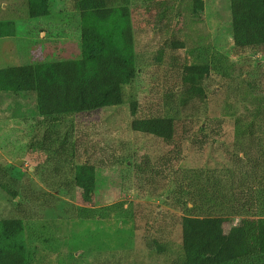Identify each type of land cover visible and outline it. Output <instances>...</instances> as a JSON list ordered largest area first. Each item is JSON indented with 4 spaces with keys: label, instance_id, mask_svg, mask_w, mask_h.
Instances as JSON below:
<instances>
[{
    "label": "rangeland",
    "instance_id": "obj_1",
    "mask_svg": "<svg viewBox=\"0 0 264 264\" xmlns=\"http://www.w3.org/2000/svg\"><path fill=\"white\" fill-rule=\"evenodd\" d=\"M76 1L0 0V70L96 58L101 48L82 42L87 25L121 44L126 22L83 19ZM129 16L137 77L125 87L124 105L49 118L38 114L33 94L0 82V174L14 185L16 173L20 188L58 197L27 223L16 206L24 200L0 186V250L22 247L29 264H172L181 255L182 216H223L233 219L228 229L255 217L264 253V55L233 48L230 0H131ZM192 65L210 69L194 90L183 84ZM154 116L186 125L192 140L173 175L149 186L135 157L157 162L168 147L131 126ZM217 125L219 140L196 149L201 131ZM73 143L89 155L77 164L95 176L89 203L78 190L53 192L43 178L59 164L51 155L69 153ZM8 220L25 224L21 235L5 236ZM162 228L175 247L165 256L154 242Z\"/></svg>",
    "mask_w": 264,
    "mask_h": 264
},
{
    "label": "trees",
    "instance_id": "obj_2",
    "mask_svg": "<svg viewBox=\"0 0 264 264\" xmlns=\"http://www.w3.org/2000/svg\"><path fill=\"white\" fill-rule=\"evenodd\" d=\"M230 3L233 48L250 49L254 54L264 55V0H230ZM28 5L35 12L37 5L34 6L31 1ZM130 6L131 0H77L76 8L83 19L93 18L99 23L126 22L120 32L121 44L112 42L97 28L87 25L81 30L82 42L85 46L101 48L96 58L4 68L0 70L1 84L16 93L33 94L38 114L49 118L67 114L78 116L124 105L125 87L137 77ZM209 74L208 66H187L183 71V84L190 85V89L194 90ZM131 127L133 132L152 136L168 147L157 162L149 156L136 155L134 167L140 182L152 186L157 178L165 181L168 173L173 175L176 163L183 159L184 143L192 140L188 127L183 124L179 126L175 119L163 116L134 119ZM221 132L220 125L203 129L199 140L193 143L194 147L203 150L211 141L219 140ZM75 144L69 153L51 155L59 164H55L52 173H49L50 170L44 173L43 178L53 192L60 189L68 193L78 190L83 200L89 203L94 194L95 176L88 173L87 163L77 164L81 157L89 155L85 149L82 155ZM39 171L38 168L36 172ZM7 175L0 174L3 178L0 186L14 200L19 197L24 200L16 206L27 223L38 220L42 210L53 207L58 201L53 194L20 188L17 186L20 176L16 173L10 175L12 185L4 179ZM232 223L231 217L182 216L178 227L182 230L181 255L172 264H264L258 220L255 217H241L236 226L228 229ZM24 229L25 224L21 220L3 222L7 238L21 235ZM161 230L163 234L154 237L158 251L150 249L164 256L174 253L171 231H167V228ZM0 264L29 263L24 248L15 247L0 250Z\"/></svg>",
    "mask_w": 264,
    "mask_h": 264
},
{
    "label": "water",
    "instance_id": "obj_3",
    "mask_svg": "<svg viewBox=\"0 0 264 264\" xmlns=\"http://www.w3.org/2000/svg\"><path fill=\"white\" fill-rule=\"evenodd\" d=\"M22 161H17L16 162V165H21L22 163H21Z\"/></svg>",
    "mask_w": 264,
    "mask_h": 264
}]
</instances>
